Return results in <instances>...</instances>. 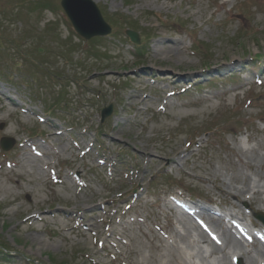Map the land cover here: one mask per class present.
I'll return each mask as SVG.
<instances>
[{
  "label": "rangeland",
  "instance_id": "374dc122",
  "mask_svg": "<svg viewBox=\"0 0 264 264\" xmlns=\"http://www.w3.org/2000/svg\"><path fill=\"white\" fill-rule=\"evenodd\" d=\"M95 1L0 0V264H264V0Z\"/></svg>",
  "mask_w": 264,
  "mask_h": 264
},
{
  "label": "water",
  "instance_id": "95a60500",
  "mask_svg": "<svg viewBox=\"0 0 264 264\" xmlns=\"http://www.w3.org/2000/svg\"><path fill=\"white\" fill-rule=\"evenodd\" d=\"M60 3L75 31L86 40L108 36L112 32V26L105 20L95 0H61ZM126 34L133 43H140L138 32L129 29ZM111 113L112 106L104 109L103 118ZM12 143V139L7 137L1 140L5 150L11 148ZM257 217L264 222L263 214H258Z\"/></svg>",
  "mask_w": 264,
  "mask_h": 264
},
{
  "label": "bare ground",
  "instance_id": "6f19581e",
  "mask_svg": "<svg viewBox=\"0 0 264 264\" xmlns=\"http://www.w3.org/2000/svg\"><path fill=\"white\" fill-rule=\"evenodd\" d=\"M181 51H182V50L179 49L178 44L173 42V45H172L171 47H160L159 50L156 51L155 57H157V56H159V55H160V56H165V57L177 56L178 59H179V58H181V56H179ZM174 76H175V75H174ZM135 97H136V96H135ZM137 99H138V98H136V100H137ZM23 147H24V146H23ZM86 153H87V151H86L84 154H86ZM149 153H150V150H149V149H144V154H145L146 156H147ZM178 153H179V151H176L175 154H173L172 156H165V155H162L163 157H165V159H164V158H161V159H152L151 162H152L154 165H157V166L160 165V164H162L163 167H165L166 165L173 166V165L176 164V155H177ZM40 173H41V172H39V174H40ZM200 178L203 179V180H206L205 178H202V177H200ZM76 180H77V183H78L77 186H78L80 189L86 188V187L88 186V183H87L85 177H82V175H81V176H80V175L77 176V177H76ZM47 182H48V181H47ZM56 182H60V183L63 184V182H61L60 178H56ZM219 188H220V187H219ZM67 190H71V188L68 187ZM237 196H240V194H237ZM171 210H172V215H173V216H176L178 220L182 221L183 224H185V225L188 227V229L195 227V226L193 225L192 222L186 221V219L179 217V216H178V213H177L176 211H174L173 208H171ZM32 215L35 216V214H32ZM56 215H57V214H56ZM107 217H108V216H107ZM107 217L105 216V219H102V222H105V224H106V222H107ZM32 218H33V217H29L27 220H30V221H31ZM71 218H72V217H71ZM33 219H34V218H33ZM27 220H26L25 222H28ZM29 223H30V222H29ZM92 223H93V222H92ZM91 226L94 227V223H93ZM126 229H127V227H126V225H124V226H123V231H122L121 233H119L116 229H112V230H111V231H112V234L109 233V235H108V233H106L105 230H102V231L99 232V233H98V231H97V233H98L100 236H102V241H103L102 244H103L104 248H107V249H108V246H109V244H110L111 247H113V248L116 249L115 252H114V251H113V252L111 251V252H112V253H115V254H118V253H119V250H118V248H117V241H116V239H115V240H112V239H113V237H115V236L117 235L116 232H118V234H119V236H118L117 239H120L121 236H123V234L125 233V230H126ZM108 230H109V225H108ZM223 232H224L225 238H226V240H227V243H226V244H227L231 249H234L235 251H237V250L241 251V246H242L241 243L238 242V241H236V240L234 239L233 235H231V234L225 232L224 230H223ZM163 234H164V232H163ZM202 237H204V236L202 235ZM170 253H171V255H172L173 257H175V256L177 255L175 252H172V251H171ZM183 254H186V253L183 252ZM241 256H244V253H242ZM176 259H177V264H190V263L187 261V259H186L185 257L181 256V255L177 256ZM246 263H247V262H246Z\"/></svg>",
  "mask_w": 264,
  "mask_h": 264
},
{
  "label": "trees",
  "instance_id": "16d2710c",
  "mask_svg": "<svg viewBox=\"0 0 264 264\" xmlns=\"http://www.w3.org/2000/svg\"><path fill=\"white\" fill-rule=\"evenodd\" d=\"M40 3V2H39ZM42 3V2H41ZM140 39H141V42H143V40H144V37H142V34H140ZM136 48H139V46H136ZM13 49L15 50L16 48H14L13 47ZM61 55V54H60ZM64 56H65V54H64ZM0 75H3V74H0ZM0 251L1 252H5L4 251V247L0 244Z\"/></svg>",
  "mask_w": 264,
  "mask_h": 264
}]
</instances>
